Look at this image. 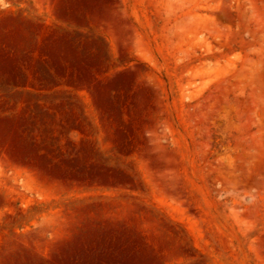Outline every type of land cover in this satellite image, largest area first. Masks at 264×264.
I'll use <instances>...</instances> for the list:
<instances>
[{
    "label": "rangeland",
    "instance_id": "obj_1",
    "mask_svg": "<svg viewBox=\"0 0 264 264\" xmlns=\"http://www.w3.org/2000/svg\"><path fill=\"white\" fill-rule=\"evenodd\" d=\"M0 264H264V0H0Z\"/></svg>",
    "mask_w": 264,
    "mask_h": 264
}]
</instances>
